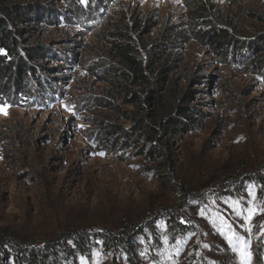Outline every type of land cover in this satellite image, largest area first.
Listing matches in <instances>:
<instances>
[{"label":"rangeland","instance_id":"rangeland-1","mask_svg":"<svg viewBox=\"0 0 264 264\" xmlns=\"http://www.w3.org/2000/svg\"><path fill=\"white\" fill-rule=\"evenodd\" d=\"M3 2L45 16L20 24L30 29L21 45L47 51L42 64L62 67L63 80L39 105L0 106V264H16L20 249L68 246L80 231L138 232L137 264H264V69L250 68L264 53L222 59L193 28L199 12L242 40L259 37L264 1ZM124 43L146 60L161 52L156 71L172 67L160 104L149 77L122 70ZM64 48L68 63L57 57ZM185 94L186 108L204 114L198 127L172 137L165 157L146 156L145 126ZM180 225L189 234L175 239ZM96 244L72 264H124Z\"/></svg>","mask_w":264,"mask_h":264},{"label":"trees","instance_id":"trees-1","mask_svg":"<svg viewBox=\"0 0 264 264\" xmlns=\"http://www.w3.org/2000/svg\"><path fill=\"white\" fill-rule=\"evenodd\" d=\"M32 11L31 7L25 9L20 6H9L3 0H0V49L6 53V55L0 53V106L13 104L21 106L39 105L48 98H52L60 90L58 83L63 78L56 75L61 74L62 67H46L42 64V61L48 55L47 51L21 45V36L30 29H22L20 24L38 23L43 20L42 17H45L44 15L39 16L37 13L33 15L34 12L32 13ZM207 17L208 15H204V13H196L193 18V28L199 30L201 39H205L220 58L227 59L231 57L235 61L241 55L242 59L246 60L251 54L258 57L260 53H264V34L252 39L242 40L227 25L214 23L213 20ZM46 19H49V17L47 16ZM261 21L264 23V18H261ZM131 31L134 32V28ZM128 35V40L132 42L134 35L132 33ZM240 41H246L247 43L241 44ZM164 45L161 44L157 47L163 49ZM20 48H22V53H20ZM118 49L117 57L120 59L122 70L126 75L140 80L149 77L148 82L153 81L156 84V89L151 91L152 95L148 98L152 99L154 103L160 104L168 74L172 69L165 63L156 71L154 58L161 52H155L151 57L148 56L151 58L150 60H146L143 59L142 53L139 55V52L135 50L134 44H120ZM57 53L58 59H62L67 63L71 60L68 49H59ZM250 68L255 72H262L264 69V56L250 62ZM188 98V94H185L169 113L163 114L156 123L145 126L144 143L150 147V151L145 154L146 156L161 157L163 155L165 157L172 137L187 134L198 127L204 114L187 109L183 103ZM160 109L166 111L162 108V105ZM113 133H115L114 130H108V134ZM172 169H174L173 164L169 161L167 170ZM256 184L258 186L262 184L259 174H257ZM176 217L173 212H169L168 221L169 226L173 227L172 229L176 227V224H179ZM183 227L180 225L179 230L175 233V239H182L189 234L188 228L183 229ZM137 234L138 232H123L109 236L80 231L68 238L70 240L68 246L67 240H63V243L56 241L46 243L40 247L20 249L14 260L16 264H72L77 262V257L89 258L90 253L97 249L98 244L96 242L101 241L103 244L116 248L121 254L119 260L124 261V264H137L136 258L140 256L139 251L142 248L141 243L135 238Z\"/></svg>","mask_w":264,"mask_h":264},{"label":"snow or ice","instance_id":"snow-or-ice-1","mask_svg":"<svg viewBox=\"0 0 264 264\" xmlns=\"http://www.w3.org/2000/svg\"><path fill=\"white\" fill-rule=\"evenodd\" d=\"M0 53H3V54L6 55V53H4L2 49H0ZM0 111H3V108H0ZM5 114H7V113L5 112ZM99 154H100V155H104L103 152H101V153H99ZM242 256H250V254H249V253H246V252H242Z\"/></svg>","mask_w":264,"mask_h":264}]
</instances>
